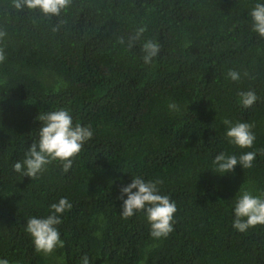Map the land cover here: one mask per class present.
Returning a JSON list of instances; mask_svg holds the SVG:
<instances>
[{"label": "trees", "instance_id": "1", "mask_svg": "<svg viewBox=\"0 0 264 264\" xmlns=\"http://www.w3.org/2000/svg\"><path fill=\"white\" fill-rule=\"evenodd\" d=\"M257 3L264 0H71L45 16L0 0V259L264 264V225L233 227L240 192L264 194V37L249 15ZM148 40L160 51L145 64ZM249 90L258 99L245 108L239 93ZM60 109L93 132L71 169L57 160L35 179L14 171L39 138L36 118ZM225 119L254 125L252 148L229 142ZM249 151L257 152L251 168L215 172L216 155ZM135 176L162 180L161 194L175 202L166 238L151 237L142 211L121 216L118 197ZM65 197L64 247L37 253L27 220L47 217Z\"/></svg>", "mask_w": 264, "mask_h": 264}, {"label": "clouds", "instance_id": "2", "mask_svg": "<svg viewBox=\"0 0 264 264\" xmlns=\"http://www.w3.org/2000/svg\"><path fill=\"white\" fill-rule=\"evenodd\" d=\"M71 0H12V5L18 11L24 8L29 10L39 9L45 16H59L61 10L66 9ZM252 20V28L260 37H264V3H257L249 13ZM57 29L54 28L53 31ZM146 31V27L137 29L132 40H139ZM6 36L5 31H0V39ZM120 43H124L123 39ZM131 47V44L129 45ZM160 51V46L148 40L143 44V60L145 64H150L153 57ZM5 60L4 50L0 48V63ZM247 75V73H245ZM227 76L232 81L240 80V73L229 70ZM240 103L245 108H251L258 99L254 91H241L239 93ZM175 104H170V109H176ZM42 121L39 129V138L32 143L25 153L22 162L13 165L14 171L32 179L45 170V166L59 160L62 163L64 172H68L72 167V158L80 153L85 142L93 137L91 126H81L73 124L69 111L60 109L57 111L41 112L36 118ZM227 125L226 136L229 142L240 148H252L256 139L252 131L254 125L246 122L233 124L225 119ZM264 155V150H260ZM257 152L249 151L241 154L239 158L235 155L220 153L215 156L213 164L215 172L224 174L234 171L236 165H241L244 169L253 166ZM162 180H145L141 176L133 177L130 184L121 189L122 200L121 216L124 219L132 217L136 212L142 211L150 223V235L154 239L166 238L174 231V215L177 206L167 195H162L158 187ZM135 190V191H134ZM127 196V199L124 197ZM72 204L68 199L61 198L57 203L50 205L51 214L45 218L35 216L29 218L25 231L31 236L34 249L37 253L51 254L57 247H64V241L60 238L57 226L62 224L61 216L71 210ZM233 227L240 232H245L249 228L257 225H264V194L254 196L249 191H241L234 206ZM82 264H89V258L84 255L81 258ZM0 264H9L7 259H0Z\"/></svg>", "mask_w": 264, "mask_h": 264}, {"label": "rangeland", "instance_id": "3", "mask_svg": "<svg viewBox=\"0 0 264 264\" xmlns=\"http://www.w3.org/2000/svg\"><path fill=\"white\" fill-rule=\"evenodd\" d=\"M51 264H61V263H59L58 261H56V262H52Z\"/></svg>", "mask_w": 264, "mask_h": 264}]
</instances>
